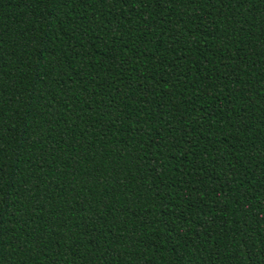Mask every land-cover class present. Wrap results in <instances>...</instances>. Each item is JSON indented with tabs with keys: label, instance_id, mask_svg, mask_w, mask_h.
I'll return each mask as SVG.
<instances>
[{
	"label": "trees",
	"instance_id": "obj_1",
	"mask_svg": "<svg viewBox=\"0 0 264 264\" xmlns=\"http://www.w3.org/2000/svg\"><path fill=\"white\" fill-rule=\"evenodd\" d=\"M0 264H264V0H0Z\"/></svg>",
	"mask_w": 264,
	"mask_h": 264
}]
</instances>
